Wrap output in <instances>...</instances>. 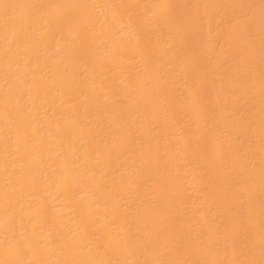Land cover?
<instances>
[{
	"label": "bare ground",
	"instance_id": "bare-ground-1",
	"mask_svg": "<svg viewBox=\"0 0 264 264\" xmlns=\"http://www.w3.org/2000/svg\"><path fill=\"white\" fill-rule=\"evenodd\" d=\"M0 264H264V0H0Z\"/></svg>",
	"mask_w": 264,
	"mask_h": 264
}]
</instances>
